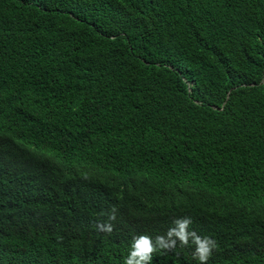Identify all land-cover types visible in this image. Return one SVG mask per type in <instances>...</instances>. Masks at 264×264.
I'll list each match as a JSON object with an SVG mask.
<instances>
[{
  "label": "trees",
  "instance_id": "16d2710c",
  "mask_svg": "<svg viewBox=\"0 0 264 264\" xmlns=\"http://www.w3.org/2000/svg\"><path fill=\"white\" fill-rule=\"evenodd\" d=\"M186 217L264 264V0H0V264H125ZM174 239L150 264H200Z\"/></svg>",
  "mask_w": 264,
  "mask_h": 264
},
{
  "label": "clouds",
  "instance_id": "9594fccd",
  "mask_svg": "<svg viewBox=\"0 0 264 264\" xmlns=\"http://www.w3.org/2000/svg\"><path fill=\"white\" fill-rule=\"evenodd\" d=\"M117 209L112 207L106 214L107 220L103 223L97 224L100 231L111 234L114 230L113 222L117 218ZM192 223L190 217L178 219L174 221L175 227L170 229L165 236H156L155 240L147 234L134 236L131 244V251L125 260V264H150L152 254L158 249L171 250L176 245V239L182 245H188L191 239L195 245L194 258L200 261V264H206L213 249L217 247L216 241L210 237H200L194 231L189 232V226Z\"/></svg>",
  "mask_w": 264,
  "mask_h": 264
}]
</instances>
